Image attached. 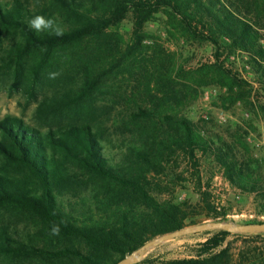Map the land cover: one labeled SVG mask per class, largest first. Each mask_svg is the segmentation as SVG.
I'll return each instance as SVG.
<instances>
[{
  "label": "trees",
  "instance_id": "obj_1",
  "mask_svg": "<svg viewBox=\"0 0 264 264\" xmlns=\"http://www.w3.org/2000/svg\"><path fill=\"white\" fill-rule=\"evenodd\" d=\"M11 1L10 8L0 6V35L7 37L6 57L17 74L33 52L46 58L64 53L60 62L83 74L88 92L105 78L127 75L136 83L131 97L146 101L111 119L121 141L119 158L110 156L99 128L88 124L42 133L18 119L0 122V157L6 161L0 166V208L29 212L47 237L42 245L20 249L0 243V254L22 251L56 264H118L160 236L198 225V207L173 196L185 174H178L180 161L192 164L191 182L205 216L227 221L214 201L212 181L204 180L199 155L214 158L230 186L253 196L257 215L264 217V182L240 165L230 144L184 114L209 86L227 88L220 98L224 106L248 102L253 87L229 67L233 55L246 58L264 86V0ZM36 15L54 19L63 35L30 28ZM130 15L132 42L125 46L119 29ZM158 15L165 18L168 37L212 46L214 62L187 70L157 43L147 46L146 27ZM170 187L172 197L163 199ZM54 225L59 235L51 234ZM230 235L215 234L191 259L139 264H230L229 250L222 249ZM52 238L70 246L50 248Z\"/></svg>",
  "mask_w": 264,
  "mask_h": 264
},
{
  "label": "rangeland",
  "instance_id": "obj_2",
  "mask_svg": "<svg viewBox=\"0 0 264 264\" xmlns=\"http://www.w3.org/2000/svg\"><path fill=\"white\" fill-rule=\"evenodd\" d=\"M11 0H0L3 9L11 7ZM260 32L264 36V19L260 20ZM133 18L130 15L121 25L119 34L130 45L132 42ZM147 46L157 43L164 51L174 56L178 66L187 70L196 69L214 62V51L209 44L188 42L168 37L165 18L158 15L146 27ZM264 45V40L262 41ZM7 37L0 35V122L6 118L22 121L42 133L60 130L64 127L88 124L99 128L104 145L110 156H121V141L111 125V119L119 112L142 104L145 98L131 97L132 87L136 84L127 75L119 78L113 75L105 78L94 92L85 83L82 75H77L72 65L64 66L60 62L64 53L46 58L41 52H33L21 62V73H16V66L6 57ZM239 56V55H238ZM231 56L228 65L241 78L248 81L253 92L248 102L236 105H223L221 96L227 95V88L209 86L200 90L198 100L189 106L185 116L195 125L204 128L209 136H218L230 144L241 166L249 167L256 178L264 182V86L260 87L246 58ZM57 72L55 79L49 73ZM84 90V91H83ZM45 104V106H44ZM205 181H212L214 201L219 212L228 214L227 221L209 220L202 210L200 198L194 189L192 164L180 161L182 166L178 174L185 173L182 180H177L176 191L170 187L171 194L178 202L188 201L198 207L196 221L198 225L213 222H234L238 225L263 221L255 211L254 197L234 189L222 176L223 172L217 161L208 155H199ZM6 161L0 157V166ZM173 163L171 166H175ZM188 171V173H186ZM179 174V175H180ZM189 180V182H187ZM40 221L25 210L11 207L0 208V243L6 246L23 248V244H39L47 239L40 234ZM219 232L194 234L168 241L151 250L144 260L160 262L191 259L196 255L198 246L207 242ZM54 246H70L69 241L52 238ZM78 244H76L77 247ZM83 252L87 248L80 245ZM222 249L230 252V264H264V232L246 235L231 234L226 238ZM114 257V256H113ZM109 258V256H105ZM143 260V261H144ZM0 264H56L51 259L30 253L15 251L10 255L0 254ZM60 264H76L74 260H65Z\"/></svg>",
  "mask_w": 264,
  "mask_h": 264
},
{
  "label": "water",
  "instance_id": "obj_3",
  "mask_svg": "<svg viewBox=\"0 0 264 264\" xmlns=\"http://www.w3.org/2000/svg\"><path fill=\"white\" fill-rule=\"evenodd\" d=\"M208 232H226L233 235H246L264 232L263 224H248L238 225L234 222H213L204 225L187 226L181 230L174 231L163 236H160L146 244L131 255L125 257L118 264H139L144 260L146 255L153 249L161 246L162 244L183 238L186 236L208 233Z\"/></svg>",
  "mask_w": 264,
  "mask_h": 264
},
{
  "label": "clouds",
  "instance_id": "obj_4",
  "mask_svg": "<svg viewBox=\"0 0 264 264\" xmlns=\"http://www.w3.org/2000/svg\"><path fill=\"white\" fill-rule=\"evenodd\" d=\"M29 27L37 32L48 30L50 34L56 36H62L63 30L56 24V21L51 18H45L43 15H36L28 21ZM59 73L52 72L49 73L50 79H55ZM60 228L58 225H54L51 229V234L56 236L59 235Z\"/></svg>",
  "mask_w": 264,
  "mask_h": 264
}]
</instances>
